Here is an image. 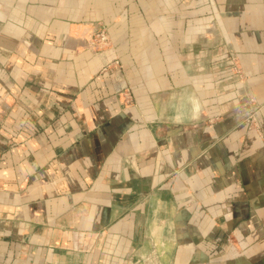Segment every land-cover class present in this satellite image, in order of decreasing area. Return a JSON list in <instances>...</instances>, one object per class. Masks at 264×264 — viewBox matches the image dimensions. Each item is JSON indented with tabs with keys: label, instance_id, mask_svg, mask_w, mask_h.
<instances>
[{
	"label": "crops",
	"instance_id": "obj_1",
	"mask_svg": "<svg viewBox=\"0 0 264 264\" xmlns=\"http://www.w3.org/2000/svg\"><path fill=\"white\" fill-rule=\"evenodd\" d=\"M252 100L264 0H0V264H264Z\"/></svg>",
	"mask_w": 264,
	"mask_h": 264
},
{
	"label": "built area",
	"instance_id": "obj_2",
	"mask_svg": "<svg viewBox=\"0 0 264 264\" xmlns=\"http://www.w3.org/2000/svg\"><path fill=\"white\" fill-rule=\"evenodd\" d=\"M91 41H92L91 45L93 50L99 51L104 49L105 46L109 45V36L104 29H99L96 30V32L92 35ZM237 73L241 75V71L237 70ZM240 77L242 78V75ZM263 109H264V104L248 103L244 107L238 108L233 117L237 118L239 123L241 125L246 126L248 130L255 131L260 134L262 128L261 116ZM225 119H227L226 115L207 118L203 122V125L207 127H213L217 125V123L223 122Z\"/></svg>",
	"mask_w": 264,
	"mask_h": 264
},
{
	"label": "rangeland",
	"instance_id": "obj_3",
	"mask_svg": "<svg viewBox=\"0 0 264 264\" xmlns=\"http://www.w3.org/2000/svg\"><path fill=\"white\" fill-rule=\"evenodd\" d=\"M237 70L241 71L242 78L240 77L241 75H239V74L237 73ZM233 71H234V74H236L237 76H239L240 79H244V78H245L244 73H243V71H242V67H240V66L237 64L236 59H234V67H233ZM250 103H255V104H256V103H258V102H256L255 100H252V101H250ZM3 108H4V107L2 106V103H0V127H1V125L3 124V122H4V120H5L6 116H7V113L4 111Z\"/></svg>",
	"mask_w": 264,
	"mask_h": 264
}]
</instances>
